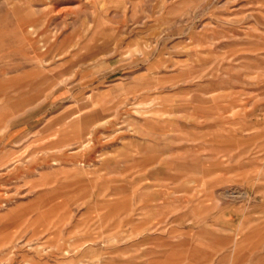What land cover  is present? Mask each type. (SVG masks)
I'll list each match as a JSON object with an SVG mask.
<instances>
[{
  "label": "rangeland",
  "instance_id": "1",
  "mask_svg": "<svg viewBox=\"0 0 264 264\" xmlns=\"http://www.w3.org/2000/svg\"><path fill=\"white\" fill-rule=\"evenodd\" d=\"M262 203L264 0H0V264H264Z\"/></svg>",
  "mask_w": 264,
  "mask_h": 264
},
{
  "label": "crops",
  "instance_id": "2",
  "mask_svg": "<svg viewBox=\"0 0 264 264\" xmlns=\"http://www.w3.org/2000/svg\"><path fill=\"white\" fill-rule=\"evenodd\" d=\"M46 181V180H44ZM43 181V183H44ZM264 205V203H262ZM264 207V206H263ZM262 207V208H263ZM264 209V208H263ZM258 215H255V218L251 219V224L252 226V236H248V239L253 238L254 242L259 243V242H264V234L262 233V231L264 230V210L263 213L260 214V212H258ZM238 229L240 231L241 227H242V221H239V225H238ZM227 229H229V232H232V230H234L233 228H229L226 227ZM238 231V232H239ZM235 232V231H234ZM246 237V236H245ZM246 237V238H247ZM218 245V244H217ZM223 248V247H222ZM222 251L221 248L220 249H216V251ZM255 251L258 252V257L263 259L264 258V244L262 246H256ZM221 256H218L216 259L215 258H211L209 259V264H224L223 259L224 258H220ZM215 259V260H214ZM208 264V263H207ZM244 264V263H243Z\"/></svg>",
  "mask_w": 264,
  "mask_h": 264
}]
</instances>
